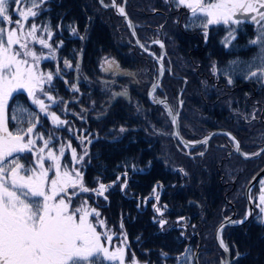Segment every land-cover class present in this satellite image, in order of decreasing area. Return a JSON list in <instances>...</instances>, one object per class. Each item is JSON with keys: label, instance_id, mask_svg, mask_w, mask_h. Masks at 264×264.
<instances>
[{"label": "trees", "instance_id": "obj_1", "mask_svg": "<svg viewBox=\"0 0 264 264\" xmlns=\"http://www.w3.org/2000/svg\"><path fill=\"white\" fill-rule=\"evenodd\" d=\"M110 3L0 0V27L6 18L16 17V8L28 4L34 24L48 41L47 49H36L45 57L38 87H21L8 99L5 122L13 140L6 149L0 146L5 152L0 175H14L16 167L29 168L37 160L33 131L35 142L45 141L61 154L62 176L66 169L79 172L78 183L65 186L69 219L76 222L79 204L99 210L107 229L123 240L128 264H196L195 253L198 264H223L214 243L223 193L241 196L264 157L243 161L221 137L213 139L203 158L186 157L171 137L168 114L147 100L158 68L135 46ZM176 3L126 0L141 43L156 53L155 40L166 47V74L154 100L163 96L177 111V96L185 84L179 113L185 139L225 129L237 136L244 154L256 152L264 142V25H206L201 15L196 20L180 18ZM205 29L224 32V52L202 50L206 44L199 38ZM193 31L190 39L186 32ZM212 62L221 83L215 86L207 83ZM105 64H116L125 74L112 77ZM121 92L126 96L114 98ZM222 144L230 146L221 149ZM24 191L19 190L21 201L38 217L44 200ZM183 219L187 225L179 222ZM248 226L224 234L231 264H264V228L254 232ZM86 263L115 264L98 256Z\"/></svg>", "mask_w": 264, "mask_h": 264}, {"label": "rangeland", "instance_id": "obj_2", "mask_svg": "<svg viewBox=\"0 0 264 264\" xmlns=\"http://www.w3.org/2000/svg\"><path fill=\"white\" fill-rule=\"evenodd\" d=\"M250 1L252 0H210L202 7L201 13L208 19L206 25L221 21L233 22L235 20L232 14L236 9ZM178 2L186 5L190 10L201 5V0H178ZM28 4L20 6L19 10L16 8L17 12H14L16 17L12 20L6 18V24L0 27V146L4 149L13 140L5 122L8 99L21 87L26 89L38 87L44 72L40 64L45 57H40L36 49L48 48V41L44 33L34 24V11ZM3 17L4 15H1V20H5ZM262 19L264 22V16ZM106 66L110 68L106 73L112 77L125 74L116 64H105L104 68ZM121 96L125 97L126 94L121 92L114 98ZM57 125L56 130L60 131L62 125L60 122ZM30 134L33 144L37 145V149L34 150L37 160L29 168L16 167L14 175H8L6 178L0 175V200L3 206L1 217L3 224L8 227V232H11L8 234L5 231L7 236H2L1 242L7 243L10 238L13 242L10 246L29 245L33 253L37 255L39 252L46 263L88 264L87 261L98 256L108 263L128 264V252L124 251L123 240L118 241L119 237L107 229L108 226L99 216V210L87 203L79 204V215L76 219L73 218L76 222L69 219L72 215L67 214L65 186L77 184L79 172L66 169L65 175L62 176L63 172L60 173L61 168L58 165L61 154L53 150L45 141L43 144L35 142L38 136L34 135L33 131ZM29 138L30 136L24 140L25 144H29ZM11 152L10 149L6 150L8 154ZM4 153L0 152V157ZM2 162L0 161V165ZM56 173L61 174L59 182L62 185L56 181ZM41 181L45 182L42 184ZM20 189L25 190L24 192L31 198L44 200L38 217L25 202L21 201ZM260 199L264 206V196H260ZM39 223L42 224L40 227H38ZM11 225H13L12 231L9 228ZM52 230L58 234L55 235ZM36 235H40L41 238L36 239ZM16 241L18 243H14ZM56 241L63 242L64 249L56 246L54 243ZM34 258L37 259L35 256Z\"/></svg>", "mask_w": 264, "mask_h": 264}, {"label": "flooded vegetation", "instance_id": "obj_3", "mask_svg": "<svg viewBox=\"0 0 264 264\" xmlns=\"http://www.w3.org/2000/svg\"><path fill=\"white\" fill-rule=\"evenodd\" d=\"M175 1L177 2L176 3L177 4L176 5L177 6V10H176L175 13H179L181 15L180 18H182V19L183 18H185V19L187 18L188 19L190 17L191 19L196 20V18H195L196 15H201L202 17H206V15L201 13V9L210 0H201V5L199 7L191 9V10L189 8H187L186 5H184V4L181 5L178 2V0H175ZM160 13H162V12H160ZM236 16H240V18L241 17H246L247 19H245V18L239 19V18H236ZM263 16H264V0H252V1L248 2V4L247 3L246 4H242L239 8L236 9V12L232 14V18L235 21H233V22H231V21H221L218 24H223L222 26H224V27H226V25H236L237 23L253 24L254 26H257V24L258 25H264V22L262 21L263 20L262 19ZM206 21H208L207 18H206ZM226 23H229V24H226ZM210 24H217V23H210ZM194 32L195 31L186 32V34L191 36L190 39H192V37H193L192 34ZM217 35H218V37H217ZM196 37H198V36H196ZM211 37H212V39H211ZM199 40H200V42L206 44V46L203 49L200 48L203 51L208 50V49H212V50L218 49L219 51H222V52L225 51V39H224V32L223 31L210 32V31H208V29H205V30H203L201 32ZM192 44H190V45L192 46ZM152 45H154V44H152ZM154 46L159 48V52H157V53L154 52L157 55V57H159L160 53H161V48L158 45H154ZM165 49H166V47H165ZM191 49L193 50V52H195V47L191 48ZM166 60H168L167 56L164 57V60H163L164 74H163L162 81H163V79L165 77V74H166V65H165V61ZM154 63L156 64V66L158 68V73H159L157 78L154 79V80H157L159 78V76L163 73V69L156 62H154ZM169 72H170V69H169ZM216 77H217V67H216L215 62H212L211 77H210V79L207 80V83L210 84L211 86H213L214 84L215 85L221 84L220 83V79H216ZM210 80H212L213 82L210 81ZM162 81H161V84H162ZM228 82L231 83V80H229ZM161 84H160V86L158 87V89L156 90L155 93H157V91L161 88ZM154 98H155V94H154ZM162 99H166V98L162 96V97L157 98L155 101L158 102L159 100H162ZM161 108H163V107H161ZM174 112H176V111L174 110ZM165 113H167V112L165 111ZM168 118H170L169 114H168ZM169 124H170V121H169ZM170 126H171V124H170ZM171 129H172V127H171ZM216 130H225V129H214V130H211L210 132L216 131ZM226 131H228V130H226ZM210 132H208V134ZM228 132L231 133L232 135H234L232 132H230V131H228ZM208 134H206L205 136H207ZM205 136H203V137H201V138H199L197 140H188V139H186V140L189 141V142H197V141L203 139ZM171 137H172V133H171ZM218 137L226 138L227 140H229L230 144L232 145V147H231L230 145L227 144L228 146H230V149H231L230 152L232 153V151H233L235 153V151H234L235 146H234V143L230 140V138H228L227 136H224V135H221V136H218ZM218 137H215V138H218ZM235 137L237 138V136H235ZM215 138H213V139H215ZM213 139L209 142V144L207 146L203 145V146H200V147H189L188 148L189 149V152H188L189 154L188 155L186 154L185 149L179 144V142L176 139H174V141H175L176 144H178V146H180V148L183 150L184 155L186 157L195 160V159H198V158H203L204 153L209 149L210 143L213 141ZM237 140L239 141L238 138H237ZM239 143H240V141H239ZM225 144H222L220 146L221 149H224L225 147H227V145H225ZM263 146H264V142L259 144L258 148L256 147L257 148L256 152H254L252 154L257 153L258 150L261 149ZM202 148H204L205 150L202 151ZM240 148H241V144H240ZM252 154H245V155H252ZM235 155H237V154L235 153ZM263 155H264V153L258 159L261 160V158L264 157ZM238 157L241 158L240 156H238ZM258 159H255V160H258ZM241 160H243V159L241 158ZM255 160H251V161H255ZM0 161H2V160H0ZM262 167H264V162H263V164H261L259 170ZM219 181L222 182V178L219 179ZM263 184H264V176L257 182V184L254 186V188L252 189V191L250 193V200L252 201V204H253V213H252L251 217L249 218L248 222L243 224V225H240L238 227H227V228L222 230L221 239L223 241L224 246H226L225 245L226 239H225L224 234L227 231L229 232L230 230H233L235 228H238V229L239 228H245L248 225H249L248 227H252L251 230L254 231V232H255L256 227H263L264 228V206H263V203H262V201L260 199V196H264ZM228 196H229V198H228ZM233 201L236 203V206L232 203ZM223 202H224L223 203L224 209H223V213H222V219L220 220V223L218 224V226L223 221H226V220H229L230 223H239V222H242L246 218V215H247V200H246V197H245V189L243 191V194L241 196H238V197L236 196V191L232 195L230 193H225L224 192L223 193ZM243 205H244L243 210H241V207ZM2 207L3 206L1 205V200H0V264H53V262L46 263L44 261V259L41 257V255L39 254V252H38L37 255H35L33 253V251L31 250L32 248L29 245L14 244V246H10V244L13 243L12 240H10V238H8L9 240H8L7 243L1 242L2 241L1 237L4 236V235L7 236L5 231L8 232V230H7L8 227L5 224H3V219L1 217ZM185 220L186 219H183V220H181L179 222L182 225H187L188 223H185ZM41 225L42 224L39 223L38 227H40ZM12 227H13V225H11L9 227L11 231H12V229H11ZM51 232L54 233L55 235L58 234L56 232H53V230ZM9 233H11V232H8V234ZM40 238H41L40 235L39 236L36 235V239L39 240ZM14 243H18V242L16 241ZM54 243H56L55 244L56 246H59L61 249H64L63 246H65V245L63 244V242L60 243L59 241H56ZM214 243L217 246L216 241H215V234H214ZM37 244H38V241H37ZM6 245H8V246H6ZM38 247H39V245H38ZM34 256L37 259H35ZM230 256H231V252H230ZM195 259H197V254L195 255Z\"/></svg>", "mask_w": 264, "mask_h": 264}, {"label": "water", "instance_id": "obj_4", "mask_svg": "<svg viewBox=\"0 0 264 264\" xmlns=\"http://www.w3.org/2000/svg\"><path fill=\"white\" fill-rule=\"evenodd\" d=\"M126 0H123L122 4H118L117 0H111V4L109 5V8L111 10H113L114 14L119 17L122 18L128 28V31L130 33V35L132 36V39L134 41L135 46L141 51L143 52L145 55H147L149 58H151L154 62H156L162 69H163V73L159 76V78L157 80H154L152 82V84L150 85V87L148 88L147 91V100L149 101L150 104L154 105V106H161L165 109V111L169 114V121L172 127V137L174 139H176L179 144L185 149L186 154L188 155L189 153V147H200V146H207L209 144V142L218 136L224 135L227 136L228 138H230V140L234 143V151L235 153L240 156L244 161H251V160H255L258 159L263 153H264V146L258 150L257 153L252 154V155H245L240 148V143L237 140V138L232 135L231 133H229L226 130H216V131H212L210 132L207 136H205L203 139L197 141V142H189L186 139H184L181 134H180V129H179V112L182 109V94L185 88V85H183L182 90L179 92L178 97H177V101H178V112H174V110L172 109L171 105L169 104V102L167 101V99H162L159 100L158 102H154L153 98H154V94L156 92V90L158 89V87L161 84L162 78H163V74H164V66H163V60L164 57L167 56L166 54V49H165V45L164 43H162L159 40H155L154 42H152V44L154 45H158L161 48V53L160 56L157 57V55L154 52H151L150 50H148L147 48H145V46L141 43V41L138 38L134 23L132 22V20L129 18L127 12H126ZM236 18L242 19L246 17H241L240 16H236ZM264 176V167H262L248 182L246 188H245V197L247 200V215L246 218L239 223H230L229 220L223 221L216 229L215 231V241L216 244L218 246V248L221 250V252L224 255V262L223 264H231V256H230V252L225 248L223 241L221 239V232L223 229L227 228V227H238L240 225H243L245 223L248 222L249 218L251 217L252 213H253V204L252 201L250 200V193L252 191V189L254 188V186L257 184V182ZM196 264L197 261H196Z\"/></svg>", "mask_w": 264, "mask_h": 264}]
</instances>
